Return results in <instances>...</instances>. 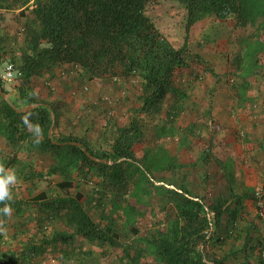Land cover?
<instances>
[{"label":"rangeland","instance_id":"1","mask_svg":"<svg viewBox=\"0 0 264 264\" xmlns=\"http://www.w3.org/2000/svg\"><path fill=\"white\" fill-rule=\"evenodd\" d=\"M8 1L0 0V74L6 63L18 68L29 46L28 26L39 29L31 3L27 8ZM146 14L173 47L184 49V63L174 71L159 113L137 116L144 84L139 75L96 79L83 69L60 65L29 79L20 75L13 83L0 79V97L18 111L46 104L54 118L51 129L52 116L46 126L27 122L9 147V132L0 134V164L17 176L11 199L0 202V209L11 207L10 214L0 212V261L162 264L155 243L168 235L175 217L169 189H188L209 202L226 199L227 205L246 201L248 196L236 194L234 171L264 169V18L236 28L231 15H205L185 40L184 8L178 1L159 0ZM135 118L140 135L130 152L137 168L125 184L110 181L98 169L58 168L46 144L49 135L55 142L78 141L93 155L111 159L117 136L136 133ZM43 181L50 186L44 188ZM62 181L71 187L59 188ZM42 191L50 201L80 193L85 213L109 236L114 234L113 242L79 235L71 212L47 209L39 198ZM263 225H255L257 237ZM52 236L69 239L35 254L33 248ZM226 246L236 248L234 241ZM220 249L209 246L207 252L215 258Z\"/></svg>","mask_w":264,"mask_h":264},{"label":"trees","instance_id":"2","mask_svg":"<svg viewBox=\"0 0 264 264\" xmlns=\"http://www.w3.org/2000/svg\"><path fill=\"white\" fill-rule=\"evenodd\" d=\"M158 1L9 0L10 4L19 3L27 8L31 3V13L39 25L37 30L32 25L27 28L29 46L28 50L23 51L18 66L22 80L43 74L60 65L83 69L96 79L139 75L144 84L141 103L136 110L137 116L139 113H159L172 86L174 71L184 63V49L173 47L146 14L149 5ZM176 1L184 8L185 40L190 27L205 15L217 18L231 15L236 28L245 27L258 17L264 18V0ZM43 44L45 46L42 47ZM51 115L49 105L39 104L22 112L0 97V134L5 130L9 132L5 136L9 147L16 138L14 135L25 130L27 122L46 126L45 121L48 118L50 120ZM137 120H134L136 133L129 136L128 133L121 132L113 141L111 159L95 156L86 147L91 156L110 163L91 159L83 150L85 146L78 141L53 142L48 136L46 144L57 157L58 168L98 169L110 181L118 185L125 184L133 169L137 168L130 152L132 142L140 135ZM41 184L44 188L50 186L47 181ZM57 186L62 189L70 188L71 182L62 181ZM168 193L174 200L175 217L168 235L159 238L155 243L156 254L162 264H228L226 260L232 259L233 255L219 260L209 256L207 247L222 248L229 241L239 242L236 252L241 254V261L249 257L252 249L259 252L263 238L257 237L256 226L240 227L245 219L241 201L236 200L232 205H227L226 199L209 202L205 195L192 194L181 187L169 189ZM39 198L49 210H69L77 226V233L84 238L113 242L114 234L109 236L85 213L80 203V193L72 198L50 201L44 199L42 191ZM212 215L216 217L215 231H211ZM64 238L69 239L68 236L44 239L33 248L35 254L46 252L50 247L64 242ZM246 263L245 261L244 264ZM0 264L16 262L6 259L0 261Z\"/></svg>","mask_w":264,"mask_h":264},{"label":"crops","instance_id":"3","mask_svg":"<svg viewBox=\"0 0 264 264\" xmlns=\"http://www.w3.org/2000/svg\"><path fill=\"white\" fill-rule=\"evenodd\" d=\"M235 176L238 177V189L236 190L237 196H248L246 197V201L243 202V205H246L249 208V211L244 213L245 219L241 222L240 227H245L246 225L255 226L261 222L263 223L264 217V169H245V168H236L234 171ZM255 194V199L253 197ZM237 198V197H236ZM259 216H262L260 219ZM258 222V223H257ZM253 229L250 230L252 232ZM239 246V242L235 241V249L232 250V247H228L224 245L220 249V253L216 255V258L221 260V258H228L232 256V259L228 258L226 261L228 264H260V261L257 258V252L253 249L250 252V257H248L245 261H241L239 252L237 253V249ZM233 252V254H232ZM230 259V260H229Z\"/></svg>","mask_w":264,"mask_h":264},{"label":"clouds","instance_id":"4","mask_svg":"<svg viewBox=\"0 0 264 264\" xmlns=\"http://www.w3.org/2000/svg\"><path fill=\"white\" fill-rule=\"evenodd\" d=\"M17 181V176L14 170L6 169L2 164H0V202L10 200L11 192L10 186L15 184ZM0 212L4 214H10L11 207L5 205L3 209H0Z\"/></svg>","mask_w":264,"mask_h":264},{"label":"built area","instance_id":"5","mask_svg":"<svg viewBox=\"0 0 264 264\" xmlns=\"http://www.w3.org/2000/svg\"><path fill=\"white\" fill-rule=\"evenodd\" d=\"M21 75V71H19V68L16 67L14 63H6L4 66V69L2 73L0 74V79L4 83H13L18 76ZM264 222V217H263ZM263 232L261 233L263 241L259 250V258L262 264H264V225H263Z\"/></svg>","mask_w":264,"mask_h":264},{"label":"water","instance_id":"6","mask_svg":"<svg viewBox=\"0 0 264 264\" xmlns=\"http://www.w3.org/2000/svg\"><path fill=\"white\" fill-rule=\"evenodd\" d=\"M0 92H1V91H0ZM37 105H38V104H37ZM28 109H31V108L29 107ZM51 116H52V123H51L50 129H51V127H52L53 124H54L53 114H52ZM50 129H49V130H50ZM49 136H50V135H49ZM53 142H54V141H53ZM71 144L81 145V144H79V143H71ZM83 150L86 152V154H87L91 159L96 160V161H98V162H106L105 160L98 159V158H96V157L91 156V155L87 152V150H86L85 147H83ZM106 163H110V162H106ZM208 264H214V263H213V262H208Z\"/></svg>","mask_w":264,"mask_h":264}]
</instances>
